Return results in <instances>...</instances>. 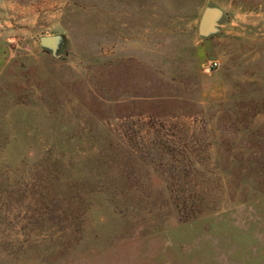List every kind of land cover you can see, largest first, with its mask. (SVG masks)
<instances>
[{
  "label": "rangeland",
  "instance_id": "374dc122",
  "mask_svg": "<svg viewBox=\"0 0 264 264\" xmlns=\"http://www.w3.org/2000/svg\"><path fill=\"white\" fill-rule=\"evenodd\" d=\"M0 264H264V0H0Z\"/></svg>",
  "mask_w": 264,
  "mask_h": 264
},
{
  "label": "water",
  "instance_id": "95a60500",
  "mask_svg": "<svg viewBox=\"0 0 264 264\" xmlns=\"http://www.w3.org/2000/svg\"><path fill=\"white\" fill-rule=\"evenodd\" d=\"M224 11L215 5L204 7L199 21L198 34L200 37L207 38L218 34L222 27ZM67 36L65 34H49L39 37V46L48 51L53 57H60L61 51L65 48Z\"/></svg>",
  "mask_w": 264,
  "mask_h": 264
},
{
  "label": "built area",
  "instance_id": "2783aa9c",
  "mask_svg": "<svg viewBox=\"0 0 264 264\" xmlns=\"http://www.w3.org/2000/svg\"><path fill=\"white\" fill-rule=\"evenodd\" d=\"M214 66H218V63L216 61H212L209 64H205L204 69L208 71L212 69Z\"/></svg>",
  "mask_w": 264,
  "mask_h": 264
}]
</instances>
